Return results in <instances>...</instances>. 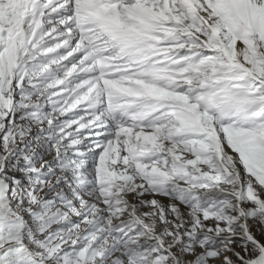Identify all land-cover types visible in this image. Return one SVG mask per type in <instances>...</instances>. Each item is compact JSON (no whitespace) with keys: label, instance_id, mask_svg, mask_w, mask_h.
<instances>
[{"label":"snow or ice","instance_id":"1","mask_svg":"<svg viewBox=\"0 0 264 264\" xmlns=\"http://www.w3.org/2000/svg\"><path fill=\"white\" fill-rule=\"evenodd\" d=\"M0 264H264V0H0Z\"/></svg>","mask_w":264,"mask_h":264}]
</instances>
